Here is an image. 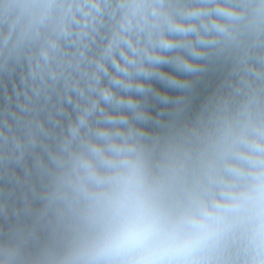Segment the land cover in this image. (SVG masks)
<instances>
[{"label": "clouds", "instance_id": "1", "mask_svg": "<svg viewBox=\"0 0 264 264\" xmlns=\"http://www.w3.org/2000/svg\"><path fill=\"white\" fill-rule=\"evenodd\" d=\"M0 264H264V0H0Z\"/></svg>", "mask_w": 264, "mask_h": 264}]
</instances>
